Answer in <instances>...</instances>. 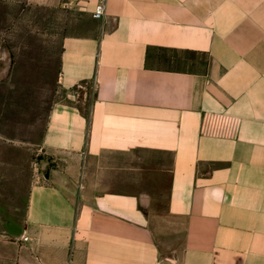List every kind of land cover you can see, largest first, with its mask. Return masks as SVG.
<instances>
[{"label":"crops","instance_id":"0c3cea01","mask_svg":"<svg viewBox=\"0 0 264 264\" xmlns=\"http://www.w3.org/2000/svg\"><path fill=\"white\" fill-rule=\"evenodd\" d=\"M0 1L67 16L3 82L54 98L0 106L37 157L0 264H264V0Z\"/></svg>","mask_w":264,"mask_h":264},{"label":"rangeland","instance_id":"374dc122","mask_svg":"<svg viewBox=\"0 0 264 264\" xmlns=\"http://www.w3.org/2000/svg\"><path fill=\"white\" fill-rule=\"evenodd\" d=\"M26 18H34L36 20L49 19L53 25L49 27L24 25L20 20ZM65 18L57 11H47L40 7L30 8L18 3L5 4V2L0 1V106L3 104V115L4 112L8 116V113L16 111L17 105L22 111L31 110L33 95L37 96L38 93L41 96L39 103H42V105L47 100L49 104L52 102L54 88H48L43 91H31L11 88L15 84H4L3 82L8 81L13 76L14 79L19 81L17 84L23 86V76L27 72L30 73L29 63L34 65L35 68L33 67V69H36L37 60L40 58L35 56V59L34 56H30L31 50L35 51V54L38 52L33 46L35 44L40 45V42L34 44L30 36L35 33L39 34L45 31L46 28L51 33H58L60 31L58 26L61 21H66ZM16 45L23 48V55H27L17 59L19 60L17 70L12 71V66L16 59H14L11 48H15ZM25 49L28 51H25ZM6 51L8 53H5ZM38 55L40 56L39 52ZM7 138H0V236H14V234L20 233L23 229L25 197L23 194H17L16 187L12 183L16 178L25 179L26 169L33 159H37L36 155L34 156L25 150L27 148L26 144H18L14 137L8 136ZM16 163L22 164L21 167L18 166L22 169L21 171L15 170L17 167Z\"/></svg>","mask_w":264,"mask_h":264},{"label":"built area","instance_id":"2783aa9c","mask_svg":"<svg viewBox=\"0 0 264 264\" xmlns=\"http://www.w3.org/2000/svg\"><path fill=\"white\" fill-rule=\"evenodd\" d=\"M104 4H100L97 6V9L95 11V13L93 14V16L97 19L101 18L104 14Z\"/></svg>","mask_w":264,"mask_h":264}]
</instances>
